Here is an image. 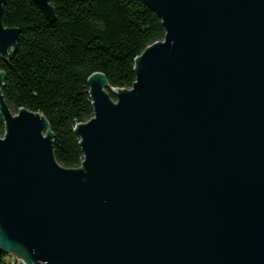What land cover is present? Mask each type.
<instances>
[{
	"label": "water",
	"instance_id": "1",
	"mask_svg": "<svg viewBox=\"0 0 264 264\" xmlns=\"http://www.w3.org/2000/svg\"><path fill=\"white\" fill-rule=\"evenodd\" d=\"M5 1L2 59L20 33ZM141 1L164 38L114 99L102 73L87 79L79 167L57 162L44 115L12 112L0 72V250L25 264H264V0Z\"/></svg>",
	"mask_w": 264,
	"mask_h": 264
},
{
	"label": "trees",
	"instance_id": "2",
	"mask_svg": "<svg viewBox=\"0 0 264 264\" xmlns=\"http://www.w3.org/2000/svg\"><path fill=\"white\" fill-rule=\"evenodd\" d=\"M57 20L48 22L31 0H6L2 21L20 28L17 47L0 58L2 95L17 112L41 113L54 134L53 153L59 164L79 167L83 161L78 123L93 116L87 79L102 73L111 88H131L135 58L165 30L141 0H49ZM4 120L0 114V136ZM8 254L0 250V264Z\"/></svg>",
	"mask_w": 264,
	"mask_h": 264
},
{
	"label": "built area",
	"instance_id": "3",
	"mask_svg": "<svg viewBox=\"0 0 264 264\" xmlns=\"http://www.w3.org/2000/svg\"><path fill=\"white\" fill-rule=\"evenodd\" d=\"M23 261H16L12 258V256H8V258L5 260V263L3 264H25L24 262L22 263Z\"/></svg>",
	"mask_w": 264,
	"mask_h": 264
},
{
	"label": "rangeland",
	"instance_id": "4",
	"mask_svg": "<svg viewBox=\"0 0 264 264\" xmlns=\"http://www.w3.org/2000/svg\"><path fill=\"white\" fill-rule=\"evenodd\" d=\"M8 255H9V256H12V258H13L14 260H16L17 262L20 261V260L23 261V259H22L21 257H19V256L16 257L15 254H8ZM23 262H24V261H23ZM23 262H22V263H23ZM24 263H25V262H24Z\"/></svg>",
	"mask_w": 264,
	"mask_h": 264
}]
</instances>
